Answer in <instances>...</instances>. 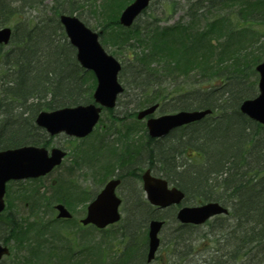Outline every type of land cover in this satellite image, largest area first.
Returning <instances> with one entry per match:
<instances>
[{"label": "trees", "instance_id": "1", "mask_svg": "<svg viewBox=\"0 0 264 264\" xmlns=\"http://www.w3.org/2000/svg\"><path fill=\"white\" fill-rule=\"evenodd\" d=\"M76 1L70 0L68 7H46L44 0H0V28L13 27L9 47H0V67L4 71L0 73V149L48 144L47 133L34 121L40 110L93 100L95 77L78 64L75 47L58 20L61 12H79L73 6ZM131 1L104 0L97 4L99 10L92 4L100 14L102 42L122 58L120 79L125 91L131 87L137 92L140 108L161 102L163 111L171 104L170 111L211 108L219 116L198 123L209 122L201 142H194L197 137H189L183 128L173 132L179 138L171 144L167 143L170 139L147 136L144 128L134 138L135 127L125 122V116L120 125L108 127L117 136L113 144L96 147L89 154L83 151V144H78L72 150L73 163H89L97 173L96 180L102 181L117 163L122 166L133 161L140 169V161L146 157L157 174L186 192L188 203L220 200L231 208L233 222L220 223L218 233L213 231L214 224H209V233L202 235V244L211 249L203 255L218 254L210 258L211 263L236 264L249 259L251 264H264V125L239 112L242 100L258 91L255 66L264 60V0H163L155 10L149 6L132 27H122L118 16ZM27 8L37 9L34 19L26 15ZM178 9L184 10L185 18L175 24L163 23ZM134 114L128 112L127 116ZM218 124H226L221 133H216ZM195 147L197 153L192 151ZM69 174L66 179L74 180V172ZM65 181H58L48 195L40 194L37 188L15 195L11 190L7 195L9 207L19 204L22 199L17 196L24 195L36 202L45 198L47 206L65 200L76 208L85 195ZM92 194L88 192L89 197ZM131 204L121 236L132 234L145 209L147 219L164 218L143 198ZM31 208L33 222L15 213L10 215L11 211L0 215V239H8L7 230L17 242L13 252L16 264H69L59 255L69 251L66 240L61 238L59 246L48 242L47 235L58 232L61 226H52L53 221L40 223L34 217L41 206ZM168 211L173 212V208ZM179 228L181 232L169 243L173 256L186 259L193 253L194 240ZM189 231L193 233V229ZM86 247L89 249V245ZM92 249L94 264H98L104 251L94 246ZM122 258L126 259L124 264H137L131 250H126ZM241 262L246 264L245 260Z\"/></svg>", "mask_w": 264, "mask_h": 264}, {"label": "water", "instance_id": "2", "mask_svg": "<svg viewBox=\"0 0 264 264\" xmlns=\"http://www.w3.org/2000/svg\"><path fill=\"white\" fill-rule=\"evenodd\" d=\"M151 0H134L125 7L120 22L124 25H131L135 17L141 13ZM61 22L65 26L70 41L77 47V57L81 64L88 69L95 71L98 77V86L94 92L97 102L103 106L113 107L116 103L117 94L123 90L122 84L118 81V72L121 63L115 56L110 55L99 42V33L93 31L76 16L62 15ZM11 29L5 27L0 30V43H7L11 37ZM260 74L259 93L254 98H248L241 104L242 112L249 114L253 119L264 123V61L256 66ZM158 105L150 106L138 113L140 118H144L149 113L155 111ZM101 107L94 104L78 105L72 107H62L51 111H41L36 121L39 126H44L51 134L66 131L69 135L84 137L93 130L99 120ZM210 109L203 111L194 110L171 114H162L160 117H150L147 121L149 134L153 137L168 133L172 128L182 126V124L193 122L204 117ZM48 153L45 147L34 145L21 146L20 148H9L0 150V212L5 206L3 199L6 182L11 178L21 179V177L40 176L53 169L56 164H60L66 152L58 147H54ZM144 189L148 199L161 207L180 202L185 194L177 187H169L168 181L151 174L147 170L143 174ZM119 180H110L98 197L88 206V213L82 219L84 224L94 223L97 227H105L111 222L120 219L119 206L120 199L115 194V188ZM58 216L66 217L71 213L63 204L57 205ZM226 211L219 203L208 202V204L197 206H186L178 211V218L182 222H203L213 214ZM150 251L148 258L151 260L158 248V231L163 226L161 221L154 220L150 223ZM9 253L7 246L0 242V260L4 254Z\"/></svg>", "mask_w": 264, "mask_h": 264}, {"label": "rangeland", "instance_id": "3", "mask_svg": "<svg viewBox=\"0 0 264 264\" xmlns=\"http://www.w3.org/2000/svg\"><path fill=\"white\" fill-rule=\"evenodd\" d=\"M44 1H45L44 4L46 7H50L51 5H54L56 7L57 6L68 7V5L70 4V0L67 1V4H66V2H62V0L61 1L60 0H44ZM103 1L104 0H77L76 4L73 5L75 8H77L79 10V12L76 14H78V16H80L83 21H85L90 27H93L96 31L100 30V28H99L100 25H98V23L100 22V20H99L100 14L95 12L92 4H94V5L100 4L101 5L103 3ZM180 2L183 3V0H180ZM162 3H163V0H155V2L151 5V7L153 8L152 10H155V8H158L159 5L161 6ZM96 8L99 10L98 5L96 6ZM26 12H27L26 15L29 17V19H34L36 14H38L37 9L33 10L30 8H27ZM184 14L185 13H184L183 9H178L177 12L168 15L169 18L167 20H169V23H174L177 20L182 19L183 17L185 18ZM207 18L208 17H206V21L208 22L209 18L208 19ZM188 21L189 20H187L186 22H188ZM202 24H204V23L202 22ZM202 24H200V26H203ZM204 27H206V26H204ZM204 27H202V28H204ZM102 38H103V36H101V39ZM218 39L220 42H222L220 38H218ZM115 46L116 45H114V48H115ZM106 49L109 52H111L112 54L115 53V52H113V48L111 46H110V48L106 47ZM122 54L124 56L125 52ZM118 58L122 60V58H120L119 56H118ZM2 72H4L3 68L0 67V73H2ZM258 76L259 75L257 74V77H256L257 81L255 84V88L257 87V84H258V80H259ZM252 79L255 80L254 77ZM188 80H189V78L183 79L182 82H186ZM89 82H91V80ZM189 82L191 83L192 81H189ZM168 85L169 84H166L164 86V90H166V87ZM136 93L137 92H134L131 87L129 88V92L126 94V96H123L122 100L119 101V103L117 104L116 111L114 113L115 116L117 115V116L122 117V116H125L127 114V112H132V111L138 112L139 109H142L139 106L140 104L137 105L139 103V97L135 95ZM138 95L141 96V94H138ZM167 105L168 106H167L166 112H169L170 110H168V108L170 107L171 104H167ZM160 113H162L161 108H160V110H158L156 112V115H159ZM105 116H107L106 117L107 120H106L105 124L110 123L111 126H115L116 122L115 123L111 122L112 118L110 116H108L107 114H105ZM132 117L133 118H129L126 121V123L128 124L130 121H132L130 123V125H133V127H135L134 138H138V136H136L135 134L138 133V135H139V132H141V130L144 128L146 121L137 119L134 116H132ZM117 124L118 125L121 124L120 120L116 123V125ZM217 127L218 128L216 129V133H221V129L225 128V124H218ZM193 129H195V127ZM98 130L99 131L95 132L94 135L86 138L85 143H89V145H96V143L98 144V141H99L98 139L101 138L102 134L105 135L104 133H102V132H104V129L102 127L99 128ZM192 130H190V131H192ZM199 136L200 137L196 138L194 142H196V141L201 142L202 135H199ZM171 138H172V136H171ZM173 138L174 139L167 141V143L168 144H171L172 142L176 143L177 139L175 137H173ZM47 139H49V141H48L49 146H50L49 148H52L53 146H59L61 148L66 149L67 152H69L67 157L64 159L63 165L59 169L53 170V172L51 174L43 176V178H41V179L23 180L21 183L11 182L9 184L10 186L7 188L8 189L10 188V190H12L13 194H18V192L20 190L26 189V188H28V189H32V188H38L39 189L40 188V190L42 192L45 189L46 191H48V194H49L50 188H51L50 185H51V183H53V181L55 179L56 182H58V181L62 182V180H64V181L66 180L65 182H69L70 185L75 187V188L77 187L79 191H82V193L85 192L83 190L85 188H87L88 190H90V188H92L93 190H96L98 188V185H99L97 183V180H96L97 173H95V171L92 169H88L85 172L86 174H84L83 172H84L85 162L81 161L82 164H80V165L73 163V160L75 159V153H73L72 150L74 149L75 146H77L78 144H81V142H79V141H77L71 137L66 136L64 133L56 135V136H52V137H47ZM183 140H185V139H183ZM99 143H100V141H99ZM142 157H144V156L142 155ZM146 159H147L146 157L142 158V161H140L141 166L142 167H151L152 165H150ZM185 159L186 158L184 157L183 160H185ZM148 164H149V166H148ZM117 166H120V163L119 164L117 163ZM139 171L141 172V170H139ZM69 172H74L73 179L75 181L72 179L71 180L66 179L70 176ZM87 185H88V187H87ZM40 186H42V187H40ZM125 187L130 189L131 185L130 186L125 185ZM125 187L124 186L120 187V193L127 191V189ZM122 194H124V193H122ZM85 195H86V193H85ZM17 197L21 198L23 200V203L22 204L20 203V205L17 203L16 206H13V208H14L13 212L17 216L19 213H23L24 215H26L28 210H29V209H27V207H31V204H29L30 202H27L28 198L26 196L18 195ZM124 198H125V195H124ZM142 198L144 199L143 195L141 196V199ZM134 199H135V197H132L130 199V201L132 202V200H134ZM86 200H87V195H86L85 200L83 202L79 201L77 203V205H76L77 207L73 211L74 217L78 218V221H79V218H81L83 215H85L86 207H87L86 206L87 203H85ZM36 204L42 205V207L44 208L40 212L41 215H39V218L42 219L43 222L48 221V219H50L51 217H55L54 216L55 215L54 210L52 211V207L46 205L45 200H43L42 202H37V203L33 202L32 206L36 205ZM125 204H126V202H125ZM127 204H128V207L131 206L130 203H127ZM127 204L125 205V208H126ZM47 213H48V215H46ZM124 215L125 216H123L122 220L119 223H117L115 225H110L109 228L105 231L106 232L105 234H103V232H101V231H97L95 229H92L90 226L88 229L83 228L85 230H83L79 224H78L77 228L74 226V230H72V232L75 235L76 243H75V246L73 249L77 250V251H79L81 249V254L84 255L86 252H88L86 246H88L89 243H91L92 247L94 246V249L98 248V249L103 250L104 251L103 260H101V261L99 260L98 264H123L125 262V260H120L118 258L116 259L115 257L117 256V253H116L117 248L118 249L122 248L125 244L131 249L132 256L134 255V251H135V249H137V246H140L141 248H143V254H144L146 248L144 247V242H141L140 240L144 239V237H145L144 233H145L146 226H147L146 223L148 221L144 223L142 218L139 217V218H141L140 219L141 223L139 224V226L137 228L134 229L132 234H130L129 236L127 234H125V236L124 235L121 236L122 223L124 222L123 219L125 217L126 218L128 217V215H126L125 213H124ZM132 217L134 218L136 216H132ZM74 220H75V218H74ZM73 223H75V221H73ZM224 225H226V224H224ZM69 226H70V222L63 223V229L64 230L71 231ZM170 227L172 228V231L175 228V226L173 224H169L167 226V228L165 229V232H163V235H165L167 237L170 236L169 235ZM212 228L214 229V233H218L221 230V227L218 226V224H214ZM116 230H117V232L114 233V231H116ZM202 230H204V232H205V230H207V232H208L209 227L208 226L206 228L204 227V228H202ZM4 231H5V234L7 236H9L8 231L7 230H4ZM113 236L120 237V240L116 239ZM198 237H199V234L193 233V238H195V239L197 238V240L193 241V243L195 245L194 253H196L197 256H195V257L192 256L188 260L187 259H181L178 256L175 257V256H173V253H172L173 248H172V251L170 252L171 246L164 243L162 245L161 249L158 251L156 261L153 264H210L211 263L210 258L212 256L218 257V254H210L209 256L203 255V254L210 253L211 249L207 250V248H205L204 245L201 244ZM77 241L79 242V244H77ZM92 253H93L92 251H90V253H89V256L91 255V258H92ZM140 255H141L140 252H138L136 254L137 260L141 259ZM8 258H6V259H8ZM6 259H5V261H6ZM85 261H87V260H85ZM14 263H15V260L14 261H12V260L6 261V264H14ZM68 263L69 264H80V261L75 260L74 262L69 261ZM144 263H146V260L144 261ZM138 264H143V263L139 262Z\"/></svg>", "mask_w": 264, "mask_h": 264}, {"label": "flooded vegetation", "instance_id": "4", "mask_svg": "<svg viewBox=\"0 0 264 264\" xmlns=\"http://www.w3.org/2000/svg\"><path fill=\"white\" fill-rule=\"evenodd\" d=\"M128 173H129V171H128ZM133 180H135V178L134 177H132V176H130V177H127L126 179H125V183H122V182H120V184H119V186H118V188H117V193H119L120 192V187L121 186H124L125 187V185H131V188H133L134 189V182H133ZM126 189H127V192H129V193H131V191H133L131 188V190L130 189H128L127 187H125ZM85 193H86V195H87V188H85ZM86 206L88 207V195H87V201H86ZM73 218V217H72ZM56 219H58V218H56V217H51L50 219H48V221H53V223H51V225L52 226H56L57 224H56ZM68 219H71L70 217L68 218ZM69 228H70V230L71 231H68V230H64V229H62V228H58V230H56V231H58L56 234H55V231H53V233H54V235L58 238V237H62L64 240H66V242H67V246H68V248H67V250H70L71 251V256H72V258L74 259L75 257H80V250L79 251H77V250H74L73 248H74V246H75V243H76V239H75V235H74V233L72 232V230H74V225H73V222L71 221L70 222V226H69ZM78 239V238H77ZM78 242V241H77Z\"/></svg>", "mask_w": 264, "mask_h": 264}]
</instances>
